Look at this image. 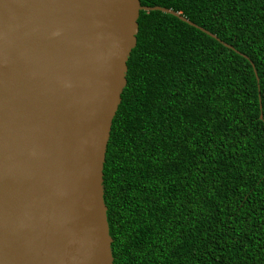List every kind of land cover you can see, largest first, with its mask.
<instances>
[{"label":"trees","instance_id":"trees-1","mask_svg":"<svg viewBox=\"0 0 264 264\" xmlns=\"http://www.w3.org/2000/svg\"><path fill=\"white\" fill-rule=\"evenodd\" d=\"M102 168L112 264H264V0H139ZM228 46V47H227Z\"/></svg>","mask_w":264,"mask_h":264},{"label":"water","instance_id":"water-1","mask_svg":"<svg viewBox=\"0 0 264 264\" xmlns=\"http://www.w3.org/2000/svg\"><path fill=\"white\" fill-rule=\"evenodd\" d=\"M139 11L220 42L139 0H0V264H112L102 168Z\"/></svg>","mask_w":264,"mask_h":264}]
</instances>
